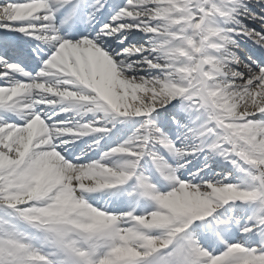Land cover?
Masks as SVG:
<instances>
[{
    "label": "snow or ice",
    "instance_id": "6c2138e0",
    "mask_svg": "<svg viewBox=\"0 0 264 264\" xmlns=\"http://www.w3.org/2000/svg\"><path fill=\"white\" fill-rule=\"evenodd\" d=\"M0 264H264V0H0Z\"/></svg>",
    "mask_w": 264,
    "mask_h": 264
}]
</instances>
